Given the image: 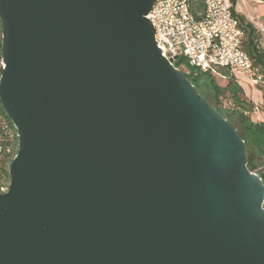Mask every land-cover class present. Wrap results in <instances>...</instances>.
Segmentation results:
<instances>
[{
	"label": "water",
	"instance_id": "water-1",
	"mask_svg": "<svg viewBox=\"0 0 264 264\" xmlns=\"http://www.w3.org/2000/svg\"><path fill=\"white\" fill-rule=\"evenodd\" d=\"M153 3L0 0V264H264V165L162 55Z\"/></svg>",
	"mask_w": 264,
	"mask_h": 264
},
{
	"label": "built area",
	"instance_id": "built-area-1",
	"mask_svg": "<svg viewBox=\"0 0 264 264\" xmlns=\"http://www.w3.org/2000/svg\"><path fill=\"white\" fill-rule=\"evenodd\" d=\"M202 2L204 11L196 18L190 11V0H154L147 18L162 55L173 64L183 57L190 66L213 77L225 79L220 72L224 68L238 80L242 78L253 86H264V71L253 64L242 48L244 31L232 10L236 0ZM260 2L264 4V0ZM260 30L264 35V29ZM0 67H3L2 59ZM3 129L12 136L7 125ZM5 153L10 161L15 155L10 145ZM6 190L7 186H0V191Z\"/></svg>",
	"mask_w": 264,
	"mask_h": 264
},
{
	"label": "trees",
	"instance_id": "trees-1",
	"mask_svg": "<svg viewBox=\"0 0 264 264\" xmlns=\"http://www.w3.org/2000/svg\"><path fill=\"white\" fill-rule=\"evenodd\" d=\"M235 4V2H234ZM190 11L196 18H200L204 11V4L202 0H190ZM233 14L238 18L239 24L244 31V39L242 48L248 54L255 66H258L264 71V50L260 49L257 44V32L252 23L244 20L243 16L237 14L232 8ZM1 43H2V26L0 22V60L1 56ZM174 66L180 68L185 66L189 73H185L187 78L190 79L195 86L196 79L199 77H208L212 83L215 97L218 100V105L215 106L217 111L225 118V113H237L241 116L243 122V130L240 132L235 128L238 134L245 139L246 152L249 157L251 165L264 164V121L253 122L249 116L245 113L254 110V104L247 101L244 97V90L240 81L234 75L230 74L227 69L221 68L220 72L226 76L227 83L225 85H219L215 81V78L209 74L200 72L197 68L190 66L183 57H179ZM1 73V67H0ZM194 76V77H192ZM196 87V86H195ZM197 89V87H196ZM198 90V89H197ZM200 93V92H199ZM227 97L232 103V107H225L220 103V97ZM264 110V102H263ZM228 119V118H227ZM229 121V120H228ZM230 122V121H229ZM231 123V122H230ZM232 124V123H231ZM7 125L11 131L9 136L3 129V126ZM233 125V124H232ZM10 145L14 152L17 150V137L16 132L10 123L9 119L5 115V112L0 104V178L9 179V164L10 159L7 158L5 149ZM258 160V163H257Z\"/></svg>",
	"mask_w": 264,
	"mask_h": 264
},
{
	"label": "rangeland",
	"instance_id": "rangeland-1",
	"mask_svg": "<svg viewBox=\"0 0 264 264\" xmlns=\"http://www.w3.org/2000/svg\"><path fill=\"white\" fill-rule=\"evenodd\" d=\"M236 12L243 16L244 20L247 22H250L253 24V26L256 29L257 32V44L260 47V49L264 50V35L260 28L264 29V11H263V6L262 4H259V0H236V5H235ZM257 25H255V24ZM260 28H259V27ZM179 69H181L184 73H189V70L185 66H181ZM194 77V76H192ZM215 81L219 85H225L227 83V80L224 78H221L219 76L214 77ZM240 83L242 86H249L250 84L245 81L242 78H239ZM195 86L197 87L198 91L200 94L212 105V106H217L218 105V100L215 97L214 89L212 86L211 81L209 80L208 77H199L196 79ZM258 89L262 90L264 92V86H257ZM244 97L247 101H250L254 104V108L258 107L256 111H261L263 110L262 104L259 103L258 105L256 104V100H254L250 95H247L246 92L244 91ZM220 103L224 105L225 107H232V103L230 99L227 97H220ZM255 110H252L250 112H246L245 114L250 117V119H256V115L254 114ZM258 111V112H259ZM226 117L228 120L233 124L235 128H237L240 132L243 130V125H242V118L239 114L231 112V113H225ZM262 166V165H261ZM9 179L0 178V186H8Z\"/></svg>",
	"mask_w": 264,
	"mask_h": 264
},
{
	"label": "crops",
	"instance_id": "crops-1",
	"mask_svg": "<svg viewBox=\"0 0 264 264\" xmlns=\"http://www.w3.org/2000/svg\"><path fill=\"white\" fill-rule=\"evenodd\" d=\"M259 4H262L263 6V11H264V4L262 2H260L259 0ZM235 5L234 4V10L236 12L235 9ZM237 13V12H236ZM238 14V13H237ZM255 24V23H254ZM256 25V24H255ZM257 26V25H256ZM259 27V26H258ZM250 84V83H249ZM242 86V85H241ZM243 90L246 92L247 95H250L254 100H256V104L258 105L259 103L262 104L263 107V102H264V92L260 89L257 88V86H253V85H247V86H242ZM259 102V103H258ZM259 111V110H258ZM254 111V114L257 116L256 119L257 121H255L254 119H251L253 122H260V121H264V110L261 111Z\"/></svg>",
	"mask_w": 264,
	"mask_h": 264
},
{
	"label": "flooded vegetation",
	"instance_id": "flooded-vegetation-1",
	"mask_svg": "<svg viewBox=\"0 0 264 264\" xmlns=\"http://www.w3.org/2000/svg\"><path fill=\"white\" fill-rule=\"evenodd\" d=\"M260 165H264V164H260Z\"/></svg>",
	"mask_w": 264,
	"mask_h": 264
}]
</instances>
